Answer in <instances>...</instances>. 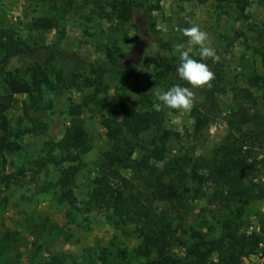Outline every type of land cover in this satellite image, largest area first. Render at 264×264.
<instances>
[{
    "label": "rangeland",
    "instance_id": "374dc122",
    "mask_svg": "<svg viewBox=\"0 0 264 264\" xmlns=\"http://www.w3.org/2000/svg\"><path fill=\"white\" fill-rule=\"evenodd\" d=\"M114 1L121 0H0V28H12L33 49L12 61L19 70L9 71L31 92L11 95L5 112L8 127L19 137L18 148L5 154L4 162L0 159V264L144 261L137 253L146 238L136 236L133 225L112 221L89 196L101 153L112 145L101 122L117 106L120 73L128 75L130 90L138 79L149 87L144 96L155 99L152 81L160 60L179 61L174 47L186 38L178 29L193 24L208 33L220 57L219 63L205 61L215 73V88L213 93L193 89L194 107L188 114L164 110L163 126L176 138L169 141L163 164L177 158L184 166L187 159V166L199 171L232 133L239 137L241 151L229 173L240 184L227 205L209 203L213 187L207 184L203 196H194L173 216L176 252L184 255L192 230L213 238L225 230L239 234L264 226V0H125L149 12L155 34L147 30L146 17L136 20L139 33L130 20H119ZM7 76L0 83L1 96L10 94ZM80 103L86 145L76 151L81 167L67 192L56 185L67 163L51 159L63 155L52 145L69 124L70 105ZM198 107L210 119L194 134L192 111ZM232 124L243 133L232 132ZM39 159L47 163L37 171ZM242 264L262 263L249 255Z\"/></svg>",
    "mask_w": 264,
    "mask_h": 264
},
{
    "label": "trees",
    "instance_id": "16d2710c",
    "mask_svg": "<svg viewBox=\"0 0 264 264\" xmlns=\"http://www.w3.org/2000/svg\"><path fill=\"white\" fill-rule=\"evenodd\" d=\"M53 1L70 3L73 0ZM111 7L113 10L118 9L119 20H130L137 33L140 28L136 20L146 17L147 30L155 34V25L152 21L149 22V12L140 10V5L121 0L114 1ZM41 25L49 26L47 22ZM32 53L33 49L23 45L15 30L0 28V83L7 73L6 84L10 92L7 96L0 95V159L3 162L5 154L18 148L16 139L19 134L8 127L5 119V112L11 105V95L31 92L29 84L11 78L9 71L19 70L21 67L13 64L14 59ZM179 63L180 61L173 59L171 62L160 60L156 75L153 76V85L163 90L175 84L189 86L178 77L176 69ZM130 74L137 79L134 74ZM34 79H38L37 74ZM128 81V75L119 74L116 84V91L119 93L117 106L108 109L101 122L112 145L101 153V163L91 181V201L97 207L105 208L112 221L133 225L135 235L146 238L137 253L144 257L141 264H242L243 257L257 252L259 243L264 240L262 234H238L234 229L222 231L217 237L211 238L206 233L192 230L185 244V253L181 256L176 252L179 239L173 219L191 198L204 195L203 187L207 184L213 187L209 203L219 201L227 205L233 201L240 182L230 175L229 169L235 165V160L240 155L239 137L228 134L226 141L217 147L214 158L202 163L199 171L193 166L188 167L187 159L184 166L177 162V158L169 166L164 165L168 143L176 138V134L163 126L164 111L153 110L155 99L144 96L143 91L149 90L148 85L137 79L132 91ZM214 88L213 84L211 89L204 90L213 93ZM39 89L40 85L36 90ZM82 108L83 103L70 105L69 124L60 139L52 145V148L61 150L63 155H52L51 159L67 163L60 169L56 180V185L67 192L74 185L81 167L76 151L84 149L86 145L85 131L79 118ZM192 116L194 134L200 133L208 125L210 118L200 107L192 111ZM230 128L232 132L243 133L233 124ZM46 163L43 159L37 160V171ZM194 184L196 189L193 188ZM67 199L71 200L69 195Z\"/></svg>",
    "mask_w": 264,
    "mask_h": 264
},
{
    "label": "clouds",
    "instance_id": "9594fccd",
    "mask_svg": "<svg viewBox=\"0 0 264 264\" xmlns=\"http://www.w3.org/2000/svg\"><path fill=\"white\" fill-rule=\"evenodd\" d=\"M178 30L186 38V43H178L174 47L180 61L176 71L179 79L189 86L175 84L167 90L154 89L153 95L156 102L152 104V108L156 112L171 110L183 116L190 113L194 107L193 89H211L213 86L215 73L205 61L219 63L220 57L216 49L211 46L208 33L199 25L193 24ZM197 55L199 60L194 58Z\"/></svg>",
    "mask_w": 264,
    "mask_h": 264
},
{
    "label": "built area",
    "instance_id": "2783aa9c",
    "mask_svg": "<svg viewBox=\"0 0 264 264\" xmlns=\"http://www.w3.org/2000/svg\"><path fill=\"white\" fill-rule=\"evenodd\" d=\"M262 181L264 182V176L262 177ZM251 232H256L264 236V226L260 227L257 225L250 227V230L247 233L249 234ZM251 256H254L257 261H260V263L264 264V240L259 243L257 252Z\"/></svg>",
    "mask_w": 264,
    "mask_h": 264
}]
</instances>
